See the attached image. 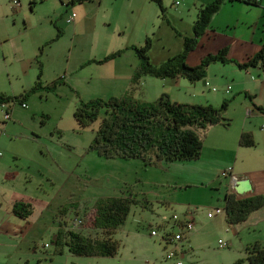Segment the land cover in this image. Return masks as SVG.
<instances>
[{
	"label": "rangeland",
	"instance_id": "1",
	"mask_svg": "<svg viewBox=\"0 0 264 264\" xmlns=\"http://www.w3.org/2000/svg\"><path fill=\"white\" fill-rule=\"evenodd\" d=\"M90 1L86 3H93ZM165 1L163 9L152 0H114L102 8L94 3L95 8L87 10L84 18L80 12L77 19H83L76 35L72 27L60 36L61 28L51 27L31 11L28 1H23L18 13L11 10L16 20L6 22L10 54L6 61L0 58L1 75L5 78V63L12 61L19 73L25 71L24 84L29 87L42 64L44 83L59 82L55 90L32 93L30 97L34 98L27 108L19 102L2 103L11 107L13 118L2 122L7 131L3 128L0 142V264H232L239 259L248 264L246 248L233 232L236 224L227 222L225 212L216 213L217 207L225 208L227 179L221 171L229 168L223 163L235 158L234 131L238 132L246 113L241 98L231 99L238 85L231 86L232 91L227 93L225 72L218 66L210 69L208 78L196 82L186 76L160 78L150 74L132 82L141 64L132 44L143 46L149 36L150 61L161 65L184 50V36H194L192 26L198 8L208 0H180V4ZM232 3L236 1H229L227 7L226 3L222 5L213 19L214 28L225 27L235 18ZM66 25L64 22L63 27ZM210 29L197 38L195 48L188 53L189 65L195 66L210 52L219 50L222 36ZM233 29L228 31L232 33ZM120 48L125 50L119 57L120 64L93 62L81 67L89 59L104 58L110 50ZM87 76L97 79L81 78ZM23 80H18L19 85ZM206 80L217 90L203 86ZM128 92L144 101H154L166 92L174 101L210 103L218 108L226 97L230 106L224 115L229 124L212 126L206 134L201 133L204 147L199 159L150 165L141 158H107L90 147L103 114L92 125L80 127L74 112L82 99H107ZM3 105L2 121L7 108ZM219 145H223L222 151ZM110 195H131L138 201L114 234L119 242L115 256L76 255L54 243L59 226L96 237L99 232L91 228L94 203ZM13 198L30 203L27 207L32 212L27 218L7 212L8 206L13 207ZM210 212L214 217H209ZM75 217L85 221L81 227L74 225ZM182 222H191L193 229L188 231ZM179 231L187 234V239H168ZM220 240L227 245L221 246ZM171 252L177 255L169 257Z\"/></svg>",
	"mask_w": 264,
	"mask_h": 264
},
{
	"label": "trees",
	"instance_id": "2",
	"mask_svg": "<svg viewBox=\"0 0 264 264\" xmlns=\"http://www.w3.org/2000/svg\"><path fill=\"white\" fill-rule=\"evenodd\" d=\"M23 1L19 0L20 5H16L14 0H10V4L19 9L22 7ZM26 1L28 3H37L43 0ZM65 1H67V4H74L81 0ZM154 1L163 9V0ZM225 1L214 0L202 6L194 23V36L185 37L184 50L161 65L155 66L150 61L148 52L152 47L151 38H147L143 46L132 45L131 48L135 50L141 61L139 70L133 74L132 82L136 83L139 81L143 74H150L160 78L186 76L191 82H196L206 77L208 66L212 62L217 60L226 62V47L222 48L218 53L207 55L201 60V63L195 66H191L186 62L188 53L196 46L197 38L209 28L213 14L221 8L222 3ZM245 1L252 4L259 3V0ZM71 13L66 17L67 23L75 21L76 16L73 21H68ZM62 33V30L58 28V36ZM123 52V49H117L103 59L88 60L85 65L92 62L99 64L108 62L121 56ZM229 60L232 61L231 59ZM233 62L241 68L256 66L259 62L264 65V45L257 54L247 61ZM58 82L59 80H55L52 83L45 84L43 82V69L40 65L37 79L30 89L14 96L2 93L0 94V104L3 102H19L24 108H27L29 105L25 100L32 93L41 89L55 90ZM205 86L213 92L217 90V86L210 81H206ZM230 88L226 87L227 93L232 91ZM80 102L74 112L80 127L92 125L103 114L96 131V137L90 146L91 149L98 151L107 158H141L146 164L150 165L162 161L175 162L199 159L204 147V138L201 133L206 134L212 126L229 124V119L224 115V111H227L230 104V100L226 98H224L219 108L210 103H182L174 101L166 92L162 93L154 101L138 100L128 92L124 95L111 96L107 99L97 97L88 101L82 99ZM241 144L246 146L255 145L250 133L243 134ZM225 171L230 172L231 168ZM137 202V199L131 195L98 198L94 203L95 213L92 222L93 226L91 227L99 232L96 237L91 234H84V232L77 229H68L63 226L58 229L53 241L60 249L66 246L71 253L76 255L115 256L119 250V242L114 238V234L125 223L132 204ZM29 205L30 203L28 202L26 204V202L17 201L12 207V212L27 218L28 214L32 212V208L29 209L27 207ZM262 206H264V195L262 194L242 196L236 192H227L224 208L226 220L229 224L242 222L253 211ZM183 239H187L186 236ZM246 251L248 264H264V246L260 242L248 245ZM176 255L177 252H174V256ZM232 264H243V259H239Z\"/></svg>",
	"mask_w": 264,
	"mask_h": 264
},
{
	"label": "crops",
	"instance_id": "3",
	"mask_svg": "<svg viewBox=\"0 0 264 264\" xmlns=\"http://www.w3.org/2000/svg\"><path fill=\"white\" fill-rule=\"evenodd\" d=\"M86 1L87 0H81L74 4L72 3L67 4V1L65 0H43L37 3H28L27 5L31 9V11L34 10V12L40 15L42 19H46L50 23L51 27L52 26L60 27L63 30V33L68 31L70 28L74 27L76 28L74 30V35H76L77 27L78 25L81 24L82 19L85 17L86 11L95 8L96 5L94 3L98 4L96 6L97 8H102L105 7L107 4L110 6L114 2V0H91L90 2L93 3H86ZM212 1L214 0H208L207 2L203 3L198 8L197 14L202 6L207 5ZM234 1H236V3H232L230 6L232 9L236 11V16L232 21H228L225 24L228 26V29L232 26L234 27L232 33L225 28L227 26L225 27L221 26V28L218 29L213 27L212 24L213 19L221 8L215 14H213L211 18L212 20L210 22V26L208 29L211 28L210 31L213 32V34L215 35L220 34L222 38H221V44L219 46V50L217 52L215 51L210 52L209 54L218 53L222 48L226 47L227 61L222 62L220 60H217L215 62H212L208 66L206 77L208 78L210 76V69L212 67L218 66L223 68L225 72V76L223 80L224 84H228L227 86L228 88H230L231 86L234 87L235 84L238 85V88H236L234 95L233 96L231 95L232 101L236 100L237 98H241V103L242 105H244V109L246 110V113L242 118V122L240 124L238 132L236 133L234 131L235 133L234 141L236 144L235 158L233 161L232 159L228 158V160L225 163H223L224 167L231 168V171L228 172V175L223 174L224 170L226 169H223L221 171L222 175L227 179L225 195L227 192H235L230 182L233 181L236 177L249 178L253 186V191L248 192L243 196H249L253 194L264 195V129L261 128V124L264 122V65L262 64V62H259L258 65L256 66L241 68L236 63L233 62V61L245 62L262 49L264 45V0H259L258 4L248 3L245 0H234ZM234 1H230V2H234ZM165 2L166 1L163 0V6ZM228 2L229 0H226L225 2L222 3V5L226 3L225 7H227ZM11 6L12 5L10 4V0H0V41H1L0 58L4 57V61H6V56L10 54L8 50L9 37L6 36V31H7L6 22L8 19H13V21L16 20V17L12 14L11 10L14 13H18L20 9L23 8V5L22 8L20 7L19 9L18 8L15 9ZM150 8H152V13H156L155 11L156 8L154 9V7L152 6ZM72 11L76 12L77 14L75 21L73 22L74 25L72 23L66 22V17ZM177 11L180 14H182V16L184 15V13L181 10H177ZM80 12L84 13V16L83 18L81 17L78 20L77 18L79 17ZM167 14L168 11L166 14H164V17H166L165 15ZM111 20H113V16L109 18L108 21ZM64 22L68 25L63 27ZM167 22L169 21L167 20ZM207 30L205 32H207ZM42 32L43 30L40 29V34H41L40 38L44 36ZM192 32L194 34V25L192 26ZM214 32H217L218 34ZM177 34L180 35V33ZM146 38H149V36H146ZM216 38H218V36H216ZM132 45H136V44H132ZM113 51L115 50H110V52H108L106 56ZM119 57L110 60L108 62L116 61L117 64H120L118 63ZM100 59L103 58H98L96 60H100ZM228 59H231L232 61L230 60L228 61ZM40 65L42 66V64H39V67ZM84 65L85 62L81 65V67H83ZM5 66L7 67L6 70L7 72L4 78V76L1 75V65H0V94L4 93L5 95H10V96L20 95L32 87V85L28 87L27 82L24 84L27 78L25 75V71L24 73H19L17 71L19 70V67L17 65H12V61L6 62ZM23 77L24 80L22 81V85H19L18 80L22 79ZM81 78L86 80L92 78V76L81 77ZM92 79H97V77H94ZM206 81H204L203 86H205ZM180 83H182V81ZM230 89L232 90V87ZM75 91L77 92L76 89ZM225 91H226V87H225ZM169 96L172 97L171 94H169ZM33 98H34L33 96L32 97L29 96L25 100L28 103V105L32 104L31 101L29 103V100H33ZM9 103L10 102H8V104ZM6 111L11 112V118L8 119L11 120L13 118L11 107L7 106V108H5V112ZM5 112H4V121H2V118H0V142H1V138H3V128L7 131V127L2 126V122L3 123L7 122V120H5ZM257 119L259 121L256 124L255 120ZM6 125L10 126L9 123H7ZM244 133H250L251 137L254 139L255 145L246 146L241 144V138ZM218 148L219 150L222 151L223 145H219ZM218 154L221 153L218 152ZM0 155H2L1 151H0ZM6 175L12 176L11 172H6ZM14 199L15 198H13L12 200ZM17 201L19 200L15 199V201H12V204L14 205V203ZM7 212L9 213L12 212V206H8ZM212 217H214V215ZM234 227L235 228L233 232L236 234V236L239 237L242 247L246 248L248 245H251L255 242H260L264 246V206L253 211L246 220L236 223V226ZM59 228L61 227L59 226Z\"/></svg>",
	"mask_w": 264,
	"mask_h": 264
},
{
	"label": "built area",
	"instance_id": "4",
	"mask_svg": "<svg viewBox=\"0 0 264 264\" xmlns=\"http://www.w3.org/2000/svg\"><path fill=\"white\" fill-rule=\"evenodd\" d=\"M68 1H72V0H68ZM14 2L16 3V5H20L19 4L20 3L19 0H14ZM179 3H180V0H176V4H179ZM75 16H76V13H74V12L71 13V15L68 18V21H73ZM4 106H6V105H3V107ZM10 118H11V112L6 111L5 112V120H8ZM261 128L264 129V123L261 125ZM227 173L228 172L224 170L223 174L226 175ZM222 212H224V209L216 208V213H222ZM208 215H209V217H212L214 215V213L210 212ZM74 221H75L74 225H77L76 227H81L80 225L84 224V222H85L83 219L78 218V217H75ZM182 224L187 228L188 231L193 229V224L191 222H187V223L182 222ZM152 235H157V232L156 231H152ZM185 236H186V234H184L183 232L179 231L173 237H171V238L168 237V238L171 241H176V240L183 239ZM219 243H220L221 246H226L227 245V243L223 242L222 240H220ZM46 246H48V244H46ZM168 256L169 257H173L174 256V252L168 253ZM178 264H181V262H178Z\"/></svg>",
	"mask_w": 264,
	"mask_h": 264
},
{
	"label": "water",
	"instance_id": "5",
	"mask_svg": "<svg viewBox=\"0 0 264 264\" xmlns=\"http://www.w3.org/2000/svg\"><path fill=\"white\" fill-rule=\"evenodd\" d=\"M235 192L239 195H245L253 191V186L249 178H235L230 182Z\"/></svg>",
	"mask_w": 264,
	"mask_h": 264
},
{
	"label": "clouds",
	"instance_id": "6",
	"mask_svg": "<svg viewBox=\"0 0 264 264\" xmlns=\"http://www.w3.org/2000/svg\"><path fill=\"white\" fill-rule=\"evenodd\" d=\"M224 209V208H223ZM224 211H225V209H224Z\"/></svg>",
	"mask_w": 264,
	"mask_h": 264
}]
</instances>
